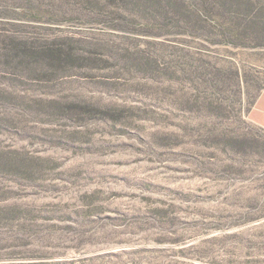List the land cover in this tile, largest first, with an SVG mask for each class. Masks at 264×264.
I'll list each match as a JSON object with an SVG mask.
<instances>
[{
  "label": "rangeland",
  "instance_id": "rangeland-1",
  "mask_svg": "<svg viewBox=\"0 0 264 264\" xmlns=\"http://www.w3.org/2000/svg\"><path fill=\"white\" fill-rule=\"evenodd\" d=\"M264 0H0V264H264Z\"/></svg>",
  "mask_w": 264,
  "mask_h": 264
},
{
  "label": "crops",
  "instance_id": "crops-1",
  "mask_svg": "<svg viewBox=\"0 0 264 264\" xmlns=\"http://www.w3.org/2000/svg\"><path fill=\"white\" fill-rule=\"evenodd\" d=\"M249 116L251 121L255 125L264 129V89L256 99L253 107L249 112Z\"/></svg>",
  "mask_w": 264,
  "mask_h": 264
}]
</instances>
